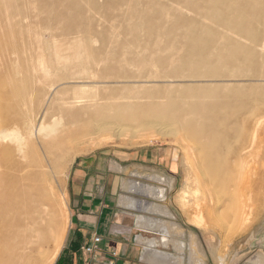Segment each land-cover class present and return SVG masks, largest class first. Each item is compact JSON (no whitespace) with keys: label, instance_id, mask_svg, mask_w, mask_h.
<instances>
[{"label":"bare ground","instance_id":"1","mask_svg":"<svg viewBox=\"0 0 264 264\" xmlns=\"http://www.w3.org/2000/svg\"><path fill=\"white\" fill-rule=\"evenodd\" d=\"M183 8L192 14L183 17ZM96 66L103 67L99 74ZM262 67L264 0H0V264H52L59 253L67 206L53 199L46 163L66 168L87 141L94 146L113 137H139L155 126L161 131L171 126L177 138L195 143L191 149L194 143L181 140L196 149L184 193L196 201L199 219L210 222L204 229L213 230V222L219 229L223 218L243 219L245 228L260 225L264 84L118 83L185 81L208 71L219 76ZM68 69V76L54 75ZM80 78L90 83L72 86L67 96L69 83ZM232 153L243 157L236 155L240 164ZM152 177L168 187L174 181L157 173ZM122 181L120 206L155 212L140 217L126 210L124 215H133L138 228L165 236L137 234L135 241L144 245L140 261L184 264L187 246L167 237L182 238L185 232L168 208L151 206L164 197V187ZM129 226L114 224L112 231L127 233ZM260 227L264 231V221ZM191 238L188 264H206L200 244ZM169 242L176 255L157 248ZM245 264H264V252Z\"/></svg>","mask_w":264,"mask_h":264},{"label":"rangeland","instance_id":"2","mask_svg":"<svg viewBox=\"0 0 264 264\" xmlns=\"http://www.w3.org/2000/svg\"><path fill=\"white\" fill-rule=\"evenodd\" d=\"M181 14L183 17H188L192 13L188 9L183 8ZM100 23L101 25L106 24L105 22H100ZM95 68L98 74L99 72L103 70V67L96 66ZM129 70L131 72H137V67L130 66ZM150 70L157 72L159 75H164V73L162 72L163 70L159 68L150 67ZM0 72H1V69H0ZM70 72H71L70 69H68V72H65L64 70L62 71L57 70L54 72V75L56 77L68 76ZM81 76H86V74L83 73L81 74ZM143 79L141 78L130 79V81L119 82L118 84L119 85H122V84L166 85L168 83L179 84V83H200L201 82V83L237 84V85L240 84L243 87L255 88V87L260 86L261 84H264V67L259 68L256 71H252V72L247 71L246 68H243L242 73L229 71V72H224L220 74L219 76H214L213 72L208 71L204 73V76H201L198 78H192V77L183 78L185 81L174 80V81L168 82L166 81L168 80V78H159L157 81L143 82L141 81ZM88 80L89 79L80 78L79 79L80 82L69 83V85L66 88L67 96L68 94L70 96L72 95L71 94L72 86L76 84L82 85V83L89 84L90 82H84ZM194 80H200V81L198 82ZM92 92H95V91L93 90ZM85 93L89 95L91 93V90H88ZM97 94H107V93H104L102 90H98ZM168 128L170 130H168ZM168 128H165L164 130L166 132L168 131L169 134L166 133L165 131L159 130L158 126H155V128L152 127V128L145 129V131L142 132L143 134L139 137L138 136L133 137V138L113 137L110 140L104 141L103 143L99 145H94V146L90 145L88 143L89 141H87L85 144H83V146H86V149H84L81 152H77L73 154L71 157V161H69L66 168L54 169L52 164L46 163L47 164L46 170L49 173L48 182L52 190L53 199L56 201L57 206L58 205L60 206L61 203H65L67 206V217L65 220V238H64L63 244L59 250L57 257L55 258L52 264H79L78 263L79 256L77 255L78 253L75 254V250L69 251L65 248L72 234L71 232L72 231L71 230L72 217H71V211H70L69 204H68L69 176L71 173V169L75 167L78 161L82 160L87 155L96 154V153H103V155L105 154L109 158L113 157V155H116L118 157H121L120 159H123V156L136 152L138 155L137 159L141 157L142 159L145 160V162L144 161L142 162L139 160L134 161V159H130V160H124L122 163L120 162L121 165L125 168L123 173H120L117 175L119 179L121 178L120 183L123 179L124 180L135 179V180H139L141 182H145L151 185L163 186V185H160V182L155 180L152 177V175L157 173V174L166 175L169 177L172 176V180L174 181H173L172 186H170L171 188L170 187L168 188V186L165 185L164 186L165 187L164 197L162 199H158L161 202L155 201L153 199L152 200L153 204L151 206L158 208L159 206L162 205L163 207L168 208L174 216L173 221L179 223L182 227L183 232H185V236L182 238L167 237L168 240L169 239L180 240L184 242L185 246H187V250H185V253H184V257H185L184 264H188V260L192 254L191 253L192 249L194 248L193 238H191V236L195 237L198 243L200 244L203 250V254H202V257L204 259L203 261L206 262V264H245L246 261L253 258L255 254H257L258 251L264 252V231L260 227L261 223L264 221V218L260 220L261 222L260 225L254 224L251 228H245V225H243L244 224L243 219L241 220V219L228 218L225 220L223 217H219V219L223 218L222 221H219V224H222L221 222L224 223L222 224L223 228L220 226L221 227L220 229V227L218 226L219 229L217 228L215 229L216 224H213L214 222L212 223L213 226L211 227L213 230H206L203 228V226L206 227L207 224H210V222L206 223L207 220L205 221L204 219L201 221L202 217H200L199 219V217L197 216V212H196L197 210L195 208L196 201L195 200L192 201L190 199L191 196L188 195L187 191L186 193H184V191L188 189L185 185L187 169L190 166V161L196 158L195 157L196 149L191 150L195 148V143L189 137H185V139H181V138H184L183 135L179 136L180 139L177 138L175 134L173 135L171 131V126H169ZM159 131L160 133H157ZM100 136H102V134H100ZM186 138L188 141H184V142L187 143L191 141L192 143H194V145L192 144L191 146L189 145L191 144V142L189 144L185 143V145L190 146L191 149H189L190 147H185V145H183V141H181V140H186ZM184 147L187 148V150L188 149L191 150V152L190 151L187 152V150ZM145 153H147L149 156L146 157ZM235 153H232V156L230 155L231 156L230 158L238 160V158H236L238 155L236 154L237 155L236 156ZM238 154L239 156L243 155V151H239ZM190 155H192L191 159H190ZM240 158H242L243 160V157H239V159ZM238 161L240 164V160ZM134 162H138L141 164L135 165L136 168H133ZM242 164H243V161H242ZM136 173H139L141 175L140 177H137V179L134 175ZM118 194H121V195L124 194L122 192V188L120 191V186H119V189L115 197L118 196ZM128 195L138 199L139 201H142L143 203L149 204L141 200L140 198L134 196V195H137L136 193H131ZM139 195H142V194H139ZM150 198L148 199L149 201H151ZM193 206L195 209L193 208ZM127 211H130V210H127ZM133 211L150 212V211H141V210H133ZM150 213H155V212H150ZM145 215H148V214H145ZM161 220H171L172 221V219L165 218V217H161ZM138 233H142V235L146 238L154 237L157 240L163 236L157 231H148V230H136L126 236L127 241H129V244L134 247V252L132 254L134 257L133 264H146V263L138 262V257L141 256L140 253L141 251H143L142 249L144 248V246L140 245L139 243L138 244L140 246L138 244L137 246L136 245L137 242L134 241V236ZM208 242H210L211 245L208 244ZM157 248L167 251L174 255L177 254L176 251H174L175 248H174V245H172V242H169V244H167L166 246H163L162 244H160L158 245ZM217 256L224 257V260L220 261L218 259L219 261H217L216 259ZM88 261H89V256L85 257L81 264H87Z\"/></svg>","mask_w":264,"mask_h":264},{"label":"crops","instance_id":"3","mask_svg":"<svg viewBox=\"0 0 264 264\" xmlns=\"http://www.w3.org/2000/svg\"><path fill=\"white\" fill-rule=\"evenodd\" d=\"M145 156L147 157L149 155L145 153ZM137 157L138 155L136 152L123 156V159H120L121 157L116 155L109 158L107 155H103V153L90 154L78 161L75 167L71 169L69 176L68 204L72 217V234L65 248L69 251L75 250V254L78 253L79 264L87 257L81 250V247L85 244H89L93 235H100L102 237L99 254L103 258L108 257L111 249H114L118 255L115 258V264H133L134 257L132 254L134 252V247L129 244L126 236L136 230L157 231L162 234L157 229L138 228L135 225L136 221L134 222V220L136 218L133 215H124L127 213L126 210L132 211L136 214L135 216L142 217L147 215H145L144 212L124 209L118 204L121 194H118V196H116L117 198L115 197L119 186L121 191V184L123 182L121 181L120 183L121 178L119 179L117 176L125 170L121 163L124 160L130 159L145 162L141 157L139 159H137ZM138 164L141 163L134 162L133 168H136L135 165ZM116 165L119 166L121 170L116 169ZM134 175L136 178L141 176L139 173ZM160 185H163L162 187L165 185L168 186L164 183H160ZM127 223L130 224L129 232L112 231L114 229V224L123 225ZM162 236L165 237L164 235ZM137 244L138 243H136V245ZM140 245L144 246L143 244ZM138 262L143 263L140 261V256L138 257Z\"/></svg>","mask_w":264,"mask_h":264},{"label":"built area","instance_id":"4","mask_svg":"<svg viewBox=\"0 0 264 264\" xmlns=\"http://www.w3.org/2000/svg\"><path fill=\"white\" fill-rule=\"evenodd\" d=\"M102 237L93 235L91 242L81 247V250L89 256L87 264H115V258L118 256L114 249H111L110 255L103 258L99 252L101 250Z\"/></svg>","mask_w":264,"mask_h":264}]
</instances>
